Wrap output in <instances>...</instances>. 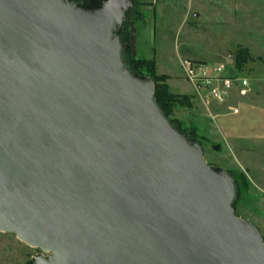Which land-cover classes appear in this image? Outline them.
<instances>
[{"label": "water", "instance_id": "water-1", "mask_svg": "<svg viewBox=\"0 0 264 264\" xmlns=\"http://www.w3.org/2000/svg\"><path fill=\"white\" fill-rule=\"evenodd\" d=\"M65 1L0 0V230L61 264H264L233 177L121 64L114 30L136 0Z\"/></svg>", "mask_w": 264, "mask_h": 264}, {"label": "rangeland", "instance_id": "rangeland-1", "mask_svg": "<svg viewBox=\"0 0 264 264\" xmlns=\"http://www.w3.org/2000/svg\"><path fill=\"white\" fill-rule=\"evenodd\" d=\"M73 1L89 6L107 0ZM114 36L124 68L137 73L130 68L131 56L155 61L158 74L171 76L173 93L194 95L192 107L176 109L178 123L167 118L201 146L210 166L233 177L235 214L264 238V0H137ZM241 47L254 60L238 66L235 53ZM187 59L222 65L227 74L246 79V94L238 84L218 101L205 84L186 76ZM36 248L0 231V264H31Z\"/></svg>", "mask_w": 264, "mask_h": 264}, {"label": "trees", "instance_id": "trees-1", "mask_svg": "<svg viewBox=\"0 0 264 264\" xmlns=\"http://www.w3.org/2000/svg\"><path fill=\"white\" fill-rule=\"evenodd\" d=\"M254 57L247 48H239L235 53V62L238 66L244 65ZM130 68L133 72L151 77L156 84L155 100L163 113L173 122L178 123L175 118L177 108H189L193 105L194 95L177 94L170 90L168 74H158L156 72L155 61L149 59H136L130 57Z\"/></svg>", "mask_w": 264, "mask_h": 264}, {"label": "built area", "instance_id": "built-area-1", "mask_svg": "<svg viewBox=\"0 0 264 264\" xmlns=\"http://www.w3.org/2000/svg\"><path fill=\"white\" fill-rule=\"evenodd\" d=\"M184 68L186 76L192 82H202L212 92L211 94L220 102H224L230 91L235 85H240L244 89L242 94H246V88L249 82L246 79H237L231 73L227 74L226 69L222 65L213 66L209 63L185 60ZM238 113V109L234 110Z\"/></svg>", "mask_w": 264, "mask_h": 264}, {"label": "bare ground", "instance_id": "bare-ground-1", "mask_svg": "<svg viewBox=\"0 0 264 264\" xmlns=\"http://www.w3.org/2000/svg\"><path fill=\"white\" fill-rule=\"evenodd\" d=\"M65 4H66V5L70 8V10H71L72 12H74V13H81V12H83V11H85V10L88 9V8H86V7L83 6V5H79V4L75 3L73 0H66V1H65ZM134 81H135V78L131 77L130 75H129V76H124V77H123V82L126 83V84H128V85L132 88V90L135 91V92L137 93V88H136V86H135V84H134ZM146 99H147L148 101H150V102L152 101V100H151L150 98H148V97H147ZM155 115H156V114H155ZM156 116H157V115H156ZM203 160H204V163L207 162L206 159H205V157H203ZM206 167H207V170H208V171H212V170L214 169V168L209 167V166H207V165H206ZM221 170H222V169H221ZM222 171H224V170H222ZM0 215L3 216L2 213H1V211H0ZM239 219H242V218H239ZM244 221H246V220H244ZM0 231H2V230H0ZM18 237H19L22 241L26 242L27 244H29V245H31V246H33V247H37V248H40V249H42L43 251H45V252H47V253H51V255L48 256V257H54V258L58 261L59 264L62 263V261H63V256H62L61 252L58 251L57 249H55V248H53V247H51V246H46V245H41V246H40V245H38V244H36V243H34V242H32V241L24 240L21 234H19ZM38 256H39V255H38ZM38 256H36V258H37ZM36 258H35V260H36Z\"/></svg>", "mask_w": 264, "mask_h": 264}, {"label": "flooded vegetation", "instance_id": "flooded-vegetation-1", "mask_svg": "<svg viewBox=\"0 0 264 264\" xmlns=\"http://www.w3.org/2000/svg\"><path fill=\"white\" fill-rule=\"evenodd\" d=\"M135 2H137V0L135 1ZM32 247V246H31ZM36 248V247H35ZM38 251L33 255V263H31V264H35V258H36V256H38V255H43V256H45V257H48V256H50L51 255V253H47V252H45V251H43L42 249H40V248H36Z\"/></svg>", "mask_w": 264, "mask_h": 264}]
</instances>
